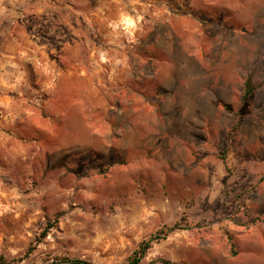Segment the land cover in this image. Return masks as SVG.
<instances>
[{"label":"rangeland","instance_id":"1","mask_svg":"<svg viewBox=\"0 0 264 264\" xmlns=\"http://www.w3.org/2000/svg\"><path fill=\"white\" fill-rule=\"evenodd\" d=\"M63 1L59 30L0 0L49 45L0 91V255L125 264L179 225L142 264L261 262L264 0ZM57 35L80 67L71 46L53 60Z\"/></svg>","mask_w":264,"mask_h":264},{"label":"crops","instance_id":"2","mask_svg":"<svg viewBox=\"0 0 264 264\" xmlns=\"http://www.w3.org/2000/svg\"><path fill=\"white\" fill-rule=\"evenodd\" d=\"M33 5L29 8H26L24 12L29 15H33V21L35 23H41L43 19L47 23L54 25L55 29L62 27L63 25H69L67 22L66 15L63 13L64 10H69L63 6V0H32ZM9 10V12L7 11ZM29 10V11H28ZM14 14H12V13ZM77 14H80V10L77 9ZM17 14L12 9L1 8L0 9V24L6 23L9 29L14 31L18 30L17 37L9 39H0V91L2 93H10L19 91L22 93L23 82L27 81V68L25 61L30 60V58L42 56H49V45L48 43H42L38 39L31 37V35L26 34L23 31V27L28 24V16L24 15H15ZM15 16V17H14ZM44 16V17H42ZM58 36V35H57ZM66 36H58L55 39L56 43H53L52 49L53 52L57 54L54 55L56 60L57 57L61 60L63 58H69V53L67 50L70 49V42L65 40ZM58 46V50H54V47ZM71 48H73V56L77 57V66L80 67V41L77 40ZM51 59V58H50ZM84 55L81 53V60L83 61ZM193 61V57H191ZM193 62H196L197 68V59L195 58ZM25 88V87H24ZM199 101L190 100L191 104H197ZM263 245L259 247L256 246L261 255V262H254L250 264H264V241ZM256 252L255 254H257ZM256 258H258L255 255ZM252 260H250L251 262Z\"/></svg>","mask_w":264,"mask_h":264},{"label":"trees","instance_id":"3","mask_svg":"<svg viewBox=\"0 0 264 264\" xmlns=\"http://www.w3.org/2000/svg\"><path fill=\"white\" fill-rule=\"evenodd\" d=\"M255 92V88L252 85L251 81H248L246 83V91H245V98H250L253 93ZM180 229L179 225H175L172 227H167L165 230L158 231L156 234H154L150 239L143 242L139 249H137L131 258L125 263V264H142V261L146 258L149 250L152 248V246L160 242L161 240H164L168 238L172 233L176 232ZM33 249H30L29 252L26 254L25 258H29L31 252ZM50 258V257H49ZM48 262L50 259H46ZM52 264H92L89 261L77 259V258H70V257H63V256H56L53 257ZM24 261V258H16V259H10L5 255H0V264H21ZM152 264H171L168 261L160 260L157 262H153Z\"/></svg>","mask_w":264,"mask_h":264}]
</instances>
